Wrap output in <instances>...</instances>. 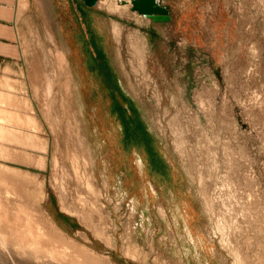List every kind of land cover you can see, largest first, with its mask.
<instances>
[{"label":"rangeland","instance_id":"1","mask_svg":"<svg viewBox=\"0 0 264 264\" xmlns=\"http://www.w3.org/2000/svg\"><path fill=\"white\" fill-rule=\"evenodd\" d=\"M35 1L0 74V264H65L44 254L63 242L97 264H264V0H161L151 38L103 0L109 34L80 10L73 56L58 2ZM22 228L45 230L43 261Z\"/></svg>","mask_w":264,"mask_h":264},{"label":"crops","instance_id":"2","mask_svg":"<svg viewBox=\"0 0 264 264\" xmlns=\"http://www.w3.org/2000/svg\"><path fill=\"white\" fill-rule=\"evenodd\" d=\"M56 11L60 18V27L62 37L56 40L59 43H66V48L69 49V55L75 54L77 34L79 32L80 10L85 12V17L92 21L91 25L96 24V19L101 27V34H109L110 24L108 20L109 10L104 9L101 5L103 0H99L97 5L90 6L84 0H56ZM35 0H0V74L7 73L13 65L20 64L24 60L23 34L24 26L29 19L32 5ZM125 5V4H123ZM128 7L123 18L126 22L123 23L124 28L148 35L156 34L158 30V21L154 18L134 11L132 4ZM103 12H106L104 14ZM110 14V13H109ZM123 20V21H124ZM107 21V22H106ZM112 22L116 24L112 18ZM134 23V24H132ZM136 25V27H134ZM111 26V25H110ZM70 28V33L68 29ZM78 29V31H77ZM69 34V40L66 41ZM148 38V37H147ZM148 38V39H149ZM152 40V39H150ZM149 40V41H150ZM64 41V42H63ZM72 61V60H71ZM73 66V63H70Z\"/></svg>","mask_w":264,"mask_h":264},{"label":"bare ground","instance_id":"3","mask_svg":"<svg viewBox=\"0 0 264 264\" xmlns=\"http://www.w3.org/2000/svg\"><path fill=\"white\" fill-rule=\"evenodd\" d=\"M122 0H120V3H122L121 2ZM97 5V4H96ZM125 5H129V4H125ZM135 11V10H134ZM10 93V92H9ZM2 127H4V126H2ZM7 127V126H6ZM0 128H1V126H0ZM6 129V128H5ZM1 130V129H0ZM5 198V197H4ZM7 198H9V196L7 197ZM0 200H1V198H0ZM12 200V199H11ZM8 201V200H7ZM1 202H3V201H1ZM14 202V201H13ZM7 203V202H6ZM15 203V202H14ZM8 204V203H7ZM10 204H11V202H10ZM9 205V204H8ZM22 205H24V204H22ZM1 206V205H0ZM16 206V205H15ZM19 206V207H18ZM17 207H16V211L18 212V210H17V208H20V211H21V205H18ZM3 207V206H2ZM2 207H0V208H2ZM10 207H12V206H10ZM22 207H25V206H22ZM4 208V207H3ZM2 208V209H3ZM7 208V207H6ZM6 208H5V210H6ZM26 208V207H25ZM1 210V209H0ZM9 210H10V208H9ZM23 210V209H22ZM25 210V209H24ZM16 211H14V212H16ZM26 211V210H25ZM6 212V211H5ZM23 212V211H22ZM23 213H25L24 215H26V212H23ZM18 214V213H17ZM6 215V214H5ZM27 215H29V216H31L30 215V213L28 214L27 213ZM26 215V216H27ZM20 216V215H19ZM4 217V216H3ZM15 217H16V215H15ZM25 217V216H24ZM28 217V216H27ZM17 218V217H16ZM21 218V217H20ZM30 218V217H29ZM28 218V219H29ZM22 219V218H21ZM33 219V218H32ZM26 220H27V218H26ZM24 221H25V219H24ZM29 221V220H28ZM28 221H26V223L28 222ZM34 221V220H33ZM32 221V222H33ZM30 222V221H29ZM25 224V223H24ZM28 224V223H27ZM26 224V225H27ZM30 224V223H29ZM29 224H28V226H29ZM36 224H37V222H36ZM36 224H35V221H34V225L36 226ZM38 224H40V222L38 223ZM38 226V225H37ZM42 226H43V224H42ZM41 226V227H42ZM27 227V226H26ZM30 227V226H29ZM32 227V226H31ZM40 227V226H39ZM38 227V228H39ZM40 227V228H41ZM38 228H36L37 230H38ZM42 229H40V231L38 230V231H33V230H28L27 231V229L26 228H22V229H20L19 230V235H20V237L18 238V240H16V239H14L15 241H14V243H15V245L17 246V248L19 249V252H21V253H23L24 255H22V256H25V255H27V256H29V257H31V258H33V259H35V260H37V261H40L41 259H42V261H43V259H44V254H46V256L48 257V260H50V262H51V260H53V259H55L56 260V262L57 261H61V262H64L65 264H97V258L95 257V255L94 254H91V253H87V251H85L84 249H77V247L76 248H73V246H71V245H68L66 242H65V244H64V242L63 241H60L59 239H57L58 241H57V243L56 244H54V249L55 248H57V246H60L61 245V242H63L62 243V248L63 249H61V250H53V249H51V251L49 250V252H45L46 251V249H42V247H41V245H40V243H43L45 240H43V238H44V235H43V233L45 232V230H44V232L43 231H41ZM43 232V233H42ZM50 232V231H49ZM46 234H47V232H46ZM49 234V233H48ZM53 236V235H52ZM43 237V238H42ZM1 238V244L2 243H4L5 242V238H4V235H3V238L5 239H3L2 237H0ZM45 239V238H44ZM48 239V238H47ZM50 239V238H49ZM10 240V239H9ZM41 240H42V242H41ZM51 240V239H50ZM66 241V240H65ZM7 243V242H6ZM6 243H5V245H6ZM9 243V242H8ZM48 243V242H47ZM44 244V243H43ZM55 245H57L56 247H55ZM0 246H2V245H0ZM4 246V245H3ZM7 246V245H6ZM12 246H14V244L12 245ZM53 246V245H52ZM51 246V247H52ZM41 247V248H40ZM75 247V246H74ZM2 248V247H1ZM14 248V247H13ZM47 248V247H46ZM50 248V247H49ZM48 248V249H49ZM4 249H5V247H4ZM16 248H14V250H15ZM45 252V253H44ZM42 253H44L43 255H42ZM68 253H70V255H76L75 257H76V260H75V258L74 259H71V260H69V259H65V258H63V257H65V255H67L68 256ZM49 258H51V259H49ZM54 261V260H53ZM46 262V261H45ZM49 262V261H48Z\"/></svg>","mask_w":264,"mask_h":264},{"label":"water","instance_id":"4","mask_svg":"<svg viewBox=\"0 0 264 264\" xmlns=\"http://www.w3.org/2000/svg\"><path fill=\"white\" fill-rule=\"evenodd\" d=\"M88 5L94 6L99 0H84ZM122 4H132L135 11L150 16L157 21H168L171 19L167 7L163 6L161 0H122Z\"/></svg>","mask_w":264,"mask_h":264}]
</instances>
